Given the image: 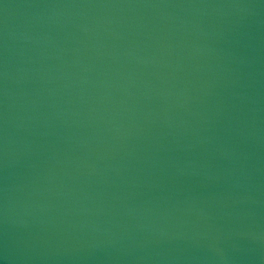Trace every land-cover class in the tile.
Instances as JSON below:
<instances>
[{
    "label": "water",
    "instance_id": "1",
    "mask_svg": "<svg viewBox=\"0 0 264 264\" xmlns=\"http://www.w3.org/2000/svg\"><path fill=\"white\" fill-rule=\"evenodd\" d=\"M0 264H264V0H0Z\"/></svg>",
    "mask_w": 264,
    "mask_h": 264
}]
</instances>
